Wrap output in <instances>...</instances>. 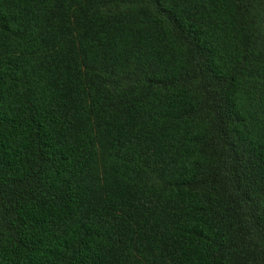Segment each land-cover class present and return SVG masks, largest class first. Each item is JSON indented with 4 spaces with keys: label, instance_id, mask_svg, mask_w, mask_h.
Returning a JSON list of instances; mask_svg holds the SVG:
<instances>
[{
    "label": "trees",
    "instance_id": "16d2710c",
    "mask_svg": "<svg viewBox=\"0 0 264 264\" xmlns=\"http://www.w3.org/2000/svg\"><path fill=\"white\" fill-rule=\"evenodd\" d=\"M0 264H264V0H0Z\"/></svg>",
    "mask_w": 264,
    "mask_h": 264
}]
</instances>
